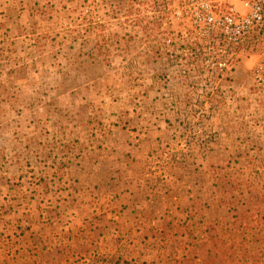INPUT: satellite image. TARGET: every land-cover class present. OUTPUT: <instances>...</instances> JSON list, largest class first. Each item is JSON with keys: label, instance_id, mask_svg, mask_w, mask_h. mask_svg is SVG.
Instances as JSON below:
<instances>
[{"label": "rangeland", "instance_id": "rangeland-1", "mask_svg": "<svg viewBox=\"0 0 264 264\" xmlns=\"http://www.w3.org/2000/svg\"><path fill=\"white\" fill-rule=\"evenodd\" d=\"M1 1V232L82 208L136 240L124 264H264V52L225 59L229 118L198 134L167 110L211 84L189 74L186 48L204 40L179 0Z\"/></svg>", "mask_w": 264, "mask_h": 264}, {"label": "crops", "instance_id": "crops-1", "mask_svg": "<svg viewBox=\"0 0 264 264\" xmlns=\"http://www.w3.org/2000/svg\"><path fill=\"white\" fill-rule=\"evenodd\" d=\"M2 3L0 0V8ZM66 200L63 201L68 203ZM81 210L63 209L56 222L38 230L23 231L15 238L9 239L0 230V264H124L125 259L136 262L133 237L114 239L107 232L110 228L82 221ZM64 214L69 215L65 220Z\"/></svg>", "mask_w": 264, "mask_h": 264}, {"label": "built area", "instance_id": "built-area-1", "mask_svg": "<svg viewBox=\"0 0 264 264\" xmlns=\"http://www.w3.org/2000/svg\"><path fill=\"white\" fill-rule=\"evenodd\" d=\"M179 1L182 16L194 24L197 35L221 42V52H264V0ZM226 60L219 64L229 68Z\"/></svg>", "mask_w": 264, "mask_h": 264}, {"label": "trees", "instance_id": "trees-1", "mask_svg": "<svg viewBox=\"0 0 264 264\" xmlns=\"http://www.w3.org/2000/svg\"><path fill=\"white\" fill-rule=\"evenodd\" d=\"M165 1L168 0H154L153 8L156 11H164L163 4ZM158 26H161V23H156ZM204 42H198V45H194L193 43L190 46H187L186 50L188 51V65H193L188 71L190 76L199 75L202 76L205 74V71H208V76L210 78V85L207 86L208 92L206 91L205 97L202 99H198L196 102L183 100V101H172L170 106L167 110H170L175 115V119L182 121V120H189L193 118H198L197 126H193L192 128L195 129V132L202 133L204 129L205 122H203L204 118L207 119H226L229 118V110L228 106V96L227 91H232V84L233 81L231 72L233 71L234 67L231 69L220 66L219 63L224 62L227 57L230 56L231 52L226 51L225 53L221 54L220 47L222 43L220 42L217 44L216 42H208V38H202ZM195 42V41H194ZM197 43V41H196ZM213 43V49L210 50L209 54H205L203 52V48L206 45H210ZM159 50V49H158ZM231 61V60H228ZM166 105H169L167 102ZM166 121L170 124L173 122L166 118ZM218 133L219 132H212L210 135H207L209 139L206 137L199 138L195 144H197L198 149H210L211 144L218 143ZM216 138V140H214ZM211 139V140H210Z\"/></svg>", "mask_w": 264, "mask_h": 264}]
</instances>
